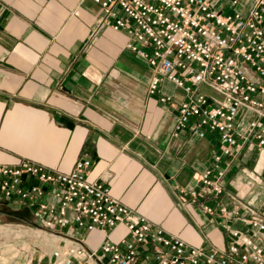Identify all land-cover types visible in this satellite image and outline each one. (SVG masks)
Here are the masks:
<instances>
[{
  "label": "crops",
  "instance_id": "0c3cea01",
  "mask_svg": "<svg viewBox=\"0 0 264 264\" xmlns=\"http://www.w3.org/2000/svg\"><path fill=\"white\" fill-rule=\"evenodd\" d=\"M256 1L210 3L244 15ZM99 16L93 0H0V164L26 159L69 172L89 157V181L108 185L135 215L191 246H225L228 227L248 232L247 209L264 219V152L246 146L231 158L222 198L204 200L215 208L205 213L188 191L211 167L213 133L175 134L183 89L163 79L159 94H151L148 62ZM161 94L171 103L160 102ZM238 116L244 128L251 116L243 110ZM125 233L119 226L110 238ZM104 237L90 233L86 245Z\"/></svg>",
  "mask_w": 264,
  "mask_h": 264
},
{
  "label": "built area",
  "instance_id": "2783aa9c",
  "mask_svg": "<svg viewBox=\"0 0 264 264\" xmlns=\"http://www.w3.org/2000/svg\"><path fill=\"white\" fill-rule=\"evenodd\" d=\"M93 1L100 25L124 32L125 48L152 68L151 94H159L163 79L183 89L175 134L213 133L211 167L188 191L205 213H213L204 200L219 203L231 158L246 146L264 152V0L244 15L214 8L210 0ZM238 1L230 0L232 6ZM159 101L171 98L161 94ZM241 110L251 116L244 128L238 127ZM91 167L89 157L69 172L26 159L0 164V200L28 211L37 230L59 236L47 264H264V219L252 208L243 219L248 232L228 227L225 246L194 247L135 215L108 185L89 181ZM119 226L126 235L115 241L110 233ZM95 231L105 237L90 248L86 238Z\"/></svg>",
  "mask_w": 264,
  "mask_h": 264
},
{
  "label": "rangeland",
  "instance_id": "374dc122",
  "mask_svg": "<svg viewBox=\"0 0 264 264\" xmlns=\"http://www.w3.org/2000/svg\"><path fill=\"white\" fill-rule=\"evenodd\" d=\"M28 211L0 200V264H47L59 236L37 230Z\"/></svg>",
  "mask_w": 264,
  "mask_h": 264
}]
</instances>
